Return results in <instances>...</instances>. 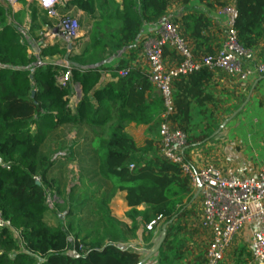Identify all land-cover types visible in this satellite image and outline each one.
<instances>
[{
    "label": "trees",
    "instance_id": "trees-1",
    "mask_svg": "<svg viewBox=\"0 0 264 264\" xmlns=\"http://www.w3.org/2000/svg\"><path fill=\"white\" fill-rule=\"evenodd\" d=\"M17 1L25 6L18 14L0 1V214L12 226L0 228V264H138L142 260L139 252L116 247L123 241L122 233L120 224L110 217L106 199L99 206L106 217L97 220L93 228L85 224L87 235L83 238L75 234L76 255L70 253L72 243L66 231L46 224L47 193L55 190L52 175L57 168L45 147L52 134L64 126L76 128L80 134L86 127L96 134L84 152L91 155L97 176L110 181L116 194H125L129 208L126 216L132 226L130 238H136L135 232L153 221H157L155 229L173 221L156 264H176L185 248L180 237L184 230L181 221L190 215L193 199L189 179L178 165L161 157L154 141L140 147L126 133L130 123L149 126L151 132L161 124L163 101H150L154 87L147 73L132 62L137 59L135 47L146 28L168 15L171 0H69L61 7L63 12L74 8L89 15L92 27L88 40L79 52L56 43L42 44L40 53L42 59L63 58L70 64L73 82L66 88L57 85V77L66 71L63 67L48 64L31 72L38 58L29 54L22 33L8 17L11 14L21 20L28 15L29 35L38 43L43 27L52 24L37 1ZM217 5L225 7L219 0ZM235 8L239 43L255 51L264 41V0H235ZM181 24L197 55L214 54L220 49L210 37L212 22L204 12L184 16ZM119 54L122 58L118 64L108 66L107 59ZM126 69L129 73L122 77L120 72ZM103 73L114 80L105 91H99L96 87ZM212 79L213 72L204 68L174 83L172 121L188 136L186 155L214 135L192 132V105L205 115L209 112L206 104L214 103L208 93ZM73 84L82 91L76 111L66 99L72 94ZM109 123L110 133L105 137L100 132ZM68 230L74 231V225L70 224ZM144 232L151 237V231L144 230L142 236Z\"/></svg>",
    "mask_w": 264,
    "mask_h": 264
},
{
    "label": "built area",
    "instance_id": "built-area-1",
    "mask_svg": "<svg viewBox=\"0 0 264 264\" xmlns=\"http://www.w3.org/2000/svg\"><path fill=\"white\" fill-rule=\"evenodd\" d=\"M35 1L46 11L49 19L55 21L54 26L45 32L46 35L52 40H65L69 51L76 48L80 40V24L77 19L61 13L62 1ZM5 2L14 3L16 0ZM216 15L224 19L226 35L220 49L214 54L197 55L182 24L168 15L152 26L153 29L139 41L135 50L146 58L145 72L164 104L160 124V155L180 167L195 194L199 187L202 189L199 195L201 219L196 227L209 234L205 264H223L236 236L249 225L253 226L249 240L250 264H264V170L254 176L240 177L233 170H222L214 164L195 168L186 155L188 136L172 121L175 115L174 83L182 77H188L204 68L213 73L219 71L238 77L241 81L256 75L264 76V60L257 57L256 51L247 50L239 43L235 28L238 17L235 6L218 8ZM168 50L175 55L176 63L173 67H168L166 63ZM48 64L52 63L38 59L31 72ZM63 68L66 71L57 77V85L66 88L72 84L73 76L68 65ZM128 73L129 69H126L120 75L125 77ZM75 98H82L79 89ZM6 168L9 169L8 166ZM156 226L157 221H153L147 225V230L152 232ZM0 228L12 229L11 223L5 221L1 214Z\"/></svg>",
    "mask_w": 264,
    "mask_h": 264
},
{
    "label": "rangeland",
    "instance_id": "rangeland-1",
    "mask_svg": "<svg viewBox=\"0 0 264 264\" xmlns=\"http://www.w3.org/2000/svg\"><path fill=\"white\" fill-rule=\"evenodd\" d=\"M215 2L217 3V0H215ZM6 3L8 6H10L11 10L13 9L12 11H14V7L16 5H18V7H20L22 11H24L25 6L21 3H18L17 0L14 3ZM219 3L225 4V7L233 6V0H219ZM218 7L224 8L221 6ZM8 18L9 23L15 25L22 33L24 37L23 42L27 45L29 54L36 56L38 59H42L38 54L40 50L39 47L42 44L49 45L50 42L53 43L54 41H56L52 40L46 35L47 33H45L53 27L54 22L50 21L52 24L51 27H43V31L39 33L40 43H38L29 35L28 30L30 18L28 15L23 19L21 18V20L19 18H13V15L11 14ZM72 19H77V17L73 16ZM77 20L80 24V40L78 41L76 46L79 47L80 45H83L86 42L85 39L92 27V23L90 22L89 18H80V20ZM82 34L83 36H81ZM60 45L62 48L69 49V46L65 41H63ZM255 51L257 53V57L260 60H264V56L261 55L262 53H264V49L259 48ZM121 58V54H119V56L109 57L107 59V63L108 65L112 66H114L115 63L117 65ZM59 59L65 60L63 58ZM42 60L45 61L46 59ZM67 65L70 67L69 63ZM107 85H104V87L99 89V91H105ZM76 86L77 85H73V88H76ZM78 89L81 91L80 86H77V90ZM238 110L239 106H235L231 112L219 110L216 111L215 114L223 113V116L226 114L233 115ZM212 115L213 114H211V117ZM211 117L209 120L206 121V118L204 116L200 117L198 115V117L195 118V122H193L194 124L192 132L196 134L201 133V131L203 130L206 131V127H208L207 133L219 132V125L222 124V122L219 123L218 126H216L214 125L216 122L211 120ZM110 125L111 123H109L107 128L102 130L100 134L105 137H108L110 133ZM159 127L160 124L156 127V131L149 132L150 140L154 141L158 150H160ZM83 133V138H81L78 129L64 126L63 128L56 130L52 134L51 140L46 144L45 150L49 151L52 154L53 160L55 161V167L57 168V170H55L52 175V179H55L56 182L55 190L48 191L47 193V210L45 217L46 224L51 228L62 227V229H64L68 234L70 242L72 244H75L74 236L76 233L79 234L81 237L87 235V232L85 230V224H88L90 228H93L95 227L97 220L102 218L104 219L106 217L105 213L101 212L99 209L101 200L106 199L109 203L108 209L110 212L111 219L115 221V224L116 221L120 224L123 242H129L128 240L133 239L140 240L144 243V246L152 244L150 245L151 248L149 247V249H146L145 247L143 248V250H141L143 259L157 245L163 229V225H160L157 231H152L151 237L146 234V232H144V236H142L141 234V232H143L144 230L148 231L146 225L143 228L144 230L141 228L137 232H135L134 235H136V238H130L132 236L131 220L127 218L126 214L123 213L122 215L120 207L118 206L120 202L118 200V197L116 196V191L113 189L112 183L101 176H97L96 172L92 169V161L88 158L86 160V157L81 158L78 154L90 144L91 137H97L96 134L93 133L90 128L85 129ZM239 155L237 153H234L233 155L230 154V156H232L231 158H222V160L235 167H247L252 165V169L250 167V169H248L247 171L245 170L246 175L252 174L257 169V167H259L260 165L262 166L264 164V160L261 159L244 160L233 158L241 157V155ZM64 164L65 167H63ZM60 168L61 170H59ZM57 189H60L62 193H58ZM192 195L194 197V191ZM200 211L201 201L200 198H198L190 204V215L183 218L181 221V225L184 230L182 231L180 237L184 239L185 248L181 251V253L183 254L182 259H178L179 261H177L176 264H205L209 241L207 239V236L202 234L203 232L201 233L199 230H197V227L193 226L196 222L192 221L198 216ZM116 213L121 214V216L118 215L117 217L122 218V221L116 219ZM79 220L84 221L80 223ZM70 224L74 225V231L72 232L68 230V226ZM245 229L246 227L236 236L235 242L231 247V250H233L231 257L234 259V264H250L252 260L247 246L249 240V233L245 234ZM123 237L128 239L124 240ZM157 258L158 254H156L148 263H156L155 261H157Z\"/></svg>",
    "mask_w": 264,
    "mask_h": 264
},
{
    "label": "crops",
    "instance_id": "crops-1",
    "mask_svg": "<svg viewBox=\"0 0 264 264\" xmlns=\"http://www.w3.org/2000/svg\"><path fill=\"white\" fill-rule=\"evenodd\" d=\"M0 1L5 2V0H0ZM26 1L32 2L33 0H26ZM68 1L69 0H63L62 7H64ZM208 4H213L214 7L210 8ZM233 6H235V0H233ZM218 8L219 7L215 2V0H191L190 3L187 5H184L183 0H171V5L168 10V16L177 20L181 24L184 16L194 12H199V11L204 12L205 15L209 17L212 22L210 37L212 38L214 46L217 45L221 46L223 41L225 40L226 28H225L224 19L219 18L216 15V11ZM21 11H22L21 8L18 7L17 5L14 7V11H12V13L18 14ZM60 11L61 13L70 16L71 18L73 16L74 17L76 16L77 19L79 20L80 18L87 19L89 16L86 15L84 12L78 11L74 8L67 12H63L60 8ZM53 22L55 24V21ZM152 29H153L152 27L146 28L141 39H143ZM81 36H83V34ZM87 40L88 39L86 38L85 41ZM63 41L65 40L59 39V41L53 43L50 42L49 45L62 43ZM76 45H75L76 48H73L72 50H74L75 52H79L81 45L79 47ZM259 48L264 49V41H261L259 43V46L256 50H258ZM48 61H50L51 63L54 62L52 64H55L56 66H60V67L66 66L68 64L65 60L59 58L51 59ZM166 63L168 67H173L175 65L176 63L175 55L172 52L171 53L167 52ZM132 64L136 68L142 69L143 71L147 69L146 58L139 53H137V59L134 62H132ZM115 65L116 63L114 64V66ZM108 66H112V65H108ZM261 77L262 76L256 75L249 78L247 81H241L238 77L230 76L223 72L217 71L213 73V79L210 81L208 85V93L213 97L214 103L206 104V109L209 111L208 112L209 114L206 113L205 115H202L201 110L197 109L195 105H192V115H193L192 128L194 124L193 122H195V118L198 117V115L200 117L204 116L207 121L210 119L211 114H213L211 120L216 122L214 125L218 126V124L221 122L222 124L219 125L220 131L215 132L214 135L210 139H208L205 145L199 148L198 147L192 148L188 151L187 154L188 158L195 168L201 169L209 164H214L222 170L231 169L240 177L254 176L259 172H261L262 170H264V164H263L262 166L260 165L259 167H257V169L252 174L246 175L245 170L247 171L248 169H250V167L252 169V165L247 167H238V166L235 167L222 160V158H227V157L231 158L232 156H230V154L233 155L234 153L241 155V157H233L235 159L264 160V79H262ZM113 80L114 79L111 77L110 74L103 73L101 81L96 87V89L97 90L101 89L102 87H104V85L106 86L107 84L111 83ZM77 86L76 88L75 87L73 88L72 94L69 97H66V99L68 98L69 100L70 103L69 107L72 109V111H76L77 105L80 102V100H77L75 98L77 92ZM155 99L156 100L161 99V96L160 93L154 88L150 96V101H153ZM235 106H239V110L233 115L226 114L223 116V113L215 114L216 111L219 110L231 112ZM85 129L87 128L85 127L80 134L81 138H83V134H84L83 132ZM207 130L208 127H206L205 132H207ZM149 132H150L149 126H144V125L138 126L134 123H130L126 125V133L140 147L144 146L145 143L150 140ZM203 132L204 130L201 131V133ZM94 139L95 137H91L90 142H92ZM78 154L81 158L86 157L85 158L86 160L87 158L88 159L91 158V155L88 154L87 151L84 152V150ZM92 169L93 171H95L96 167L95 168L92 167ZM116 196L118 197V200L120 202L118 206L120 207V211L122 215L123 213L126 214L129 208L125 201V194L119 192L117 193ZM118 215L121 216L120 213H116V219L122 221V218L117 217ZM200 219H201V211L199 212L198 216L194 220H192L193 222H196L194 224L195 227ZM252 229L253 226L251 225L247 226L245 229V234L249 233V238H248L249 240L252 233ZM157 230L158 228L155 229L154 231ZM197 230L199 229L197 228ZM199 231L201 233L203 232L202 234L207 236V239L209 241V234L206 233L205 231H201V230ZM249 240L247 246L251 257ZM128 241L129 242H123V241L118 242L116 243V247L124 252H139L141 254V250H143V248L146 247V249H149V247L151 248L150 245H152V244H148L147 246H144V243L141 242L140 240L130 239ZM231 249L232 248H230L229 251L226 253L223 264H234L233 263L234 259L231 257L233 250ZM70 251L72 255H76L74 244H72V248L70 249ZM155 262L157 263V261ZM146 264H150V263H146Z\"/></svg>",
    "mask_w": 264,
    "mask_h": 264
},
{
    "label": "water",
    "instance_id": "water-1",
    "mask_svg": "<svg viewBox=\"0 0 264 264\" xmlns=\"http://www.w3.org/2000/svg\"><path fill=\"white\" fill-rule=\"evenodd\" d=\"M262 79H264V76L263 77H261ZM33 95H34V93H33ZM201 187H199V189H198V191H197V193L194 195V197H193V199H192V201L190 202V204L191 203H193L196 199H198L199 198V195H200V193H201ZM173 223V221H170L169 223H167V224H165L164 226H163V229H162V232H161V235H160V238H159V241H158V243H157V245L154 247V249L145 257V258H143L138 264H146V263H148L149 262V260L151 259V258H153L156 254H158L159 253V251H160V249L162 248V246H163V244H164V242H165V240H166V237H167V229H168V227L171 225Z\"/></svg>",
    "mask_w": 264,
    "mask_h": 264
}]
</instances>
